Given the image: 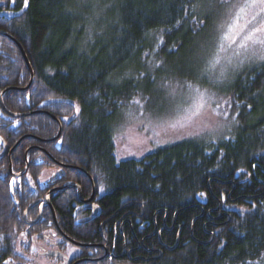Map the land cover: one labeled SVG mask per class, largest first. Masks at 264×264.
<instances>
[{
	"label": "trees",
	"instance_id": "16d2710c",
	"mask_svg": "<svg viewBox=\"0 0 264 264\" xmlns=\"http://www.w3.org/2000/svg\"><path fill=\"white\" fill-rule=\"evenodd\" d=\"M233 1L28 0L25 8L24 0H0V31L20 43L34 74L28 89L5 91L3 104L14 113L39 111L14 118L0 107V264L56 261L36 249L37 232L50 245L51 213L36 226L22 218L36 197L33 161L48 156L30 149V169L13 178L1 155L4 143L10 148L28 132L56 135L57 122L42 111L62 127L41 147L84 168L96 186L108 184L94 223L72 225L73 190L57 192L54 204L73 240H108L115 257L104 264H250L264 256V65L243 66L223 88L237 109L225 136L184 138L141 159H118L114 145L112 115L126 100L148 98L164 83L204 82V57L217 46L218 22ZM28 81L19 49L0 34V91ZM32 143L26 137L12 151L13 170ZM65 173L90 194L81 171ZM58 247L65 251L66 242Z\"/></svg>",
	"mask_w": 264,
	"mask_h": 264
},
{
	"label": "rangeland",
	"instance_id": "374dc122",
	"mask_svg": "<svg viewBox=\"0 0 264 264\" xmlns=\"http://www.w3.org/2000/svg\"><path fill=\"white\" fill-rule=\"evenodd\" d=\"M252 2L234 0L227 6L218 22V44L204 57L207 70L203 72V83H164L160 86L161 90L155 89L150 97L142 98L136 94L126 100L125 106L116 109L112 124L118 159H141L184 138H221L234 128L237 109L231 100H226L227 93L222 91L229 86L231 74L240 71L243 66L264 65V44H249L248 50L239 54L243 37L253 28L264 25V13H259L258 8L246 10L240 14L234 32L228 38H225V33L239 9ZM256 2L258 4L259 0ZM253 15H256V20H252ZM256 39L264 40V33H257ZM216 60L219 62L215 63ZM201 74L202 71L200 77ZM77 249L69 244L64 254L70 257ZM263 257L250 264H264ZM40 262L49 263L42 257Z\"/></svg>",
	"mask_w": 264,
	"mask_h": 264
},
{
	"label": "flooded vegetation",
	"instance_id": "af4514ba",
	"mask_svg": "<svg viewBox=\"0 0 264 264\" xmlns=\"http://www.w3.org/2000/svg\"><path fill=\"white\" fill-rule=\"evenodd\" d=\"M27 112H30V111L27 110V111L21 112V113H27ZM25 135H26L25 138L31 137V138H34L37 142V143H32L28 148H26V149H28V151L30 149L36 150L37 152L42 151L44 154L47 155L48 151L46 149L42 148L41 143H39V142H41V137L33 136L29 132ZM51 156L53 157V159H55L59 163L52 161L49 157H48V161H46L45 159H43L41 157H38L36 160L33 161V164L35 165L33 169H34V172L36 173V178L34 179V183H35L34 187L37 188V190L34 192L36 197L30 204H28L26 206V208L24 209V211L22 213L23 221L28 226H36L37 223L42 222V220L46 217L47 211H49L51 213V221L49 222V229L51 231H50L49 238L47 239V241L50 245H47L45 248V245L41 244V238H43L44 234L41 232L35 233V235L38 237V239H37L38 242L36 245V249H37L38 254L40 256L41 255L42 256H48V255L44 254L43 252H47L50 250L62 251L61 248H59L58 246L64 240L66 242V247L64 250L67 249L69 244L78 248L77 251L72 256L68 257L66 255L67 256L66 261H69V264H73V263H75V264L110 263L111 260L113 259V257H115V255H114V253L109 252V248L107 246V244H108L107 239H105L104 241L99 242V243L81 241V243H84L87 245L77 246V245L71 243L70 241L66 240L62 235L63 231L59 232L56 229L55 224H54V218L56 219V222H57L56 211L54 208V204H55V206L58 205V203L56 201L58 199V196H56L57 192L66 191V190H73L76 193V197L72 198V203L70 204V208H71L70 220H72V225L76 226L78 224L94 223L100 217V214H101L103 207H104V203L102 204L101 198L107 193V191L109 189L107 182H104V181H102V183L99 182V185L96 186L95 180L89 174L93 180V184H91L87 175L84 172H82L81 170H79L84 174L88 183L90 184V194H88L87 196L85 194V196H84L82 194V190L80 188V185L75 180H70V179L67 180L66 179L65 170H78V169H75L74 166H77V167H79V166L76 164L68 163L66 161L58 160L53 155H51ZM25 162H27V168L25 171V173H26L30 169V162L27 160V155H26V161L24 159L23 166H22V168H20V170H13L11 167L12 171H10L9 170V164H8L9 175L13 178H21L25 173L20 175V176H14L13 174L19 173L24 168ZM81 181L83 182V180H81ZM72 183H76L79 185L80 196L78 195V188L77 187H68L65 189L61 188L63 186H67V185L72 184ZM26 190L27 189H24L23 191L26 192ZM92 192H93V195H92ZM90 196H92L91 199L89 201H86L90 198ZM66 202H68V199L66 201H62L63 206L68 205V203H66ZM26 209H27L26 219L29 222L33 221L37 216H39L38 220L35 223H33V224L27 223L26 220L24 219L23 214H24ZM34 211H36V214H35V216L32 217ZM28 215L30 217H27ZM106 220H107V218H105L103 220V222L101 223L100 226H103L104 222ZM57 225H58V222H57ZM52 227L55 230H52ZM78 242H80V241H78ZM110 248H111V246H110ZM92 250H93V252H92ZM98 250H101V252L99 253ZM62 252L65 253L64 251H62ZM48 257H51V256H48ZM53 258H56V261H55L56 264L60 263L59 258H57V257H53Z\"/></svg>",
	"mask_w": 264,
	"mask_h": 264
},
{
	"label": "water",
	"instance_id": "95a60500",
	"mask_svg": "<svg viewBox=\"0 0 264 264\" xmlns=\"http://www.w3.org/2000/svg\"><path fill=\"white\" fill-rule=\"evenodd\" d=\"M0 34L6 36L7 38H9L12 42H14V43L16 44V46H17V48L19 49V51H20V53H21V55H22V58H23V60H24V62H25V65H26V67H27V70H28V72H29V81H28V83L26 84V86H24V87H8V88H5L4 90L0 91V107H1L2 110L5 111L10 117H14V118L23 117V116H27V115H30V114L37 113V112H39V111H30V112H27V113H14V112H10V111H8V110L5 108V106H4V104H3V101H2V95H3V93H4L5 91H7V90H9V89H18V90H26V89H28L29 86L31 85L32 81H33L34 74H33L32 68H31V66H30V63H29V61H28V59H27V57H26V54H25L23 48L21 47L20 43H19V42L13 37V36H11V35H10L9 33H7V32L0 31ZM42 113L48 114L53 120H55V121L57 122V124H58V130H57V133H56V135H55L54 137H52V138H46V139H41V141H42V142L54 141V140H56V139L59 137V135H60V133H61V127H62V126H61V122H60L59 119H57V118H56L53 114H51V113H48V112H46V111H44V112L42 111ZM25 136H26V135L20 136V137L18 138V140L14 143V145H12L10 148H8L7 144L4 143V149H3L2 153H1V155H2V156L7 155V158H8V164H9V170H10V171H12V170H11V158H10V157H11V154H12V151H13V150L19 145V143L25 138ZM27 152H28V149H26V151H25V153H24V159H25V161H26V155H27ZM47 156H48L52 161H54V162H56V163H59L58 161H56L55 159H53V157H52L48 152H47ZM26 168H27V162H25V166H24V168H23L19 173H17V174H13V173H12V174H13L14 176H20V175H22V174L25 173ZM74 168H75V169H78V170H81L82 172H84V173L87 175V177L89 178L91 184H93V180H92L91 176L89 175V173H88L85 169H83V168H81V167H77V166H74ZM68 187H77V188H78V195L80 196V189H79V185H78V184H76V183H72V184H69V185H67V186H63V187H61V188H62V189H65V188H68ZM92 195H93V192H92ZM91 197H92V196H90V198H89L88 200H86V201H89V200L91 199ZM29 207H30V206H29ZM26 211H27V209L25 210V212H24V214H23V217H24V219L26 220V222H27V223H31V224L35 223V222L38 220V217H39V216H37L33 221H30V222H29V221L26 219ZM93 215H94V214H93ZM91 217H92V216H91ZM87 220H88V219H87ZM84 221H85V220H84ZM54 224H55L56 229H57L59 232H62V231L60 230L59 226L57 225V222H56V219H55V218H54ZM62 235H63V237H64L66 240L70 241L71 243H73V244H75V245H77V246H84V245H87V244H84V243H81V242H78V241H75V240L71 239L69 236H67V235L64 234L63 232H62ZM43 253L46 254V255H48V256H51V257H57V258H59V259H60V263H59V264H69V261H66L67 256H66L62 251H60V250H50V251L43 252ZM73 264H75V263H73Z\"/></svg>",
	"mask_w": 264,
	"mask_h": 264
},
{
	"label": "snow or ice",
	"instance_id": "6c2138e0",
	"mask_svg": "<svg viewBox=\"0 0 264 264\" xmlns=\"http://www.w3.org/2000/svg\"><path fill=\"white\" fill-rule=\"evenodd\" d=\"M13 2H15V0H13ZM27 5H28V0H24V7L26 8ZM257 8L259 9V13H264V0H259L258 4H257L256 0H253L252 3L245 4L243 7H241L239 9V13H237L233 23L228 25V31L225 33V38H228L229 34H232L234 32V28L236 27V23L240 19V14L245 13L246 10H248V9H257ZM259 13H257V15ZM252 20H256V15L252 16ZM257 33H264V25H261L260 27H257V28H253L251 31H249L247 33V35H245L243 37V42H241L239 44V48L241 49V53H239V54H243L244 52H246L248 50L249 44H254V43L264 44V40H257L256 39ZM218 62H219L218 60L215 61V63H218ZM197 91H199V90L197 89ZM202 95L203 94L201 93V96ZM137 103H138V101H137ZM77 111H79V109H77ZM65 119H67V117ZM201 195H204V194L201 193Z\"/></svg>",
	"mask_w": 264,
	"mask_h": 264
}]
</instances>
